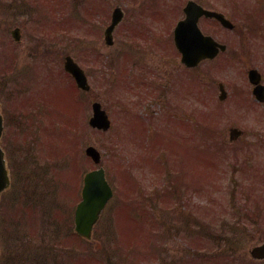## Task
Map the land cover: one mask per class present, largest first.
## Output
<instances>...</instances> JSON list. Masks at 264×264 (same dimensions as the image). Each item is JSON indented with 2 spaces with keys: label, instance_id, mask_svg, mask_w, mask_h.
I'll return each instance as SVG.
<instances>
[{
  "label": "rangeland",
  "instance_id": "374dc122",
  "mask_svg": "<svg viewBox=\"0 0 264 264\" xmlns=\"http://www.w3.org/2000/svg\"><path fill=\"white\" fill-rule=\"evenodd\" d=\"M103 1H106L104 3L109 8L110 14L107 15L103 12L97 14L98 27L104 21L107 22L101 29L106 28L109 24L115 7L121 6L126 14L115 33V44L107 46L103 34H98V32H95L93 37L83 39L86 26L89 24L87 21H82L84 25L81 23L78 25L79 31H76V35H78V40L84 42H78L77 45L78 48L85 46V49L83 52L77 51V55L75 52L71 54L73 57H77L79 63V60H84L94 49H97L101 55H107L102 58L109 62V73L112 75L110 78L111 88L108 92L104 89L101 80L102 72L98 68L102 61V59L99 61L100 55L90 54L89 60L82 61L86 69H89V66H93L94 71L95 68H98L96 70L98 73H94L89 79L92 89L89 93H81L72 87V83L63 75L64 61L59 67L58 63L54 64V57L49 58L50 62L47 68L42 69L47 73V76L43 78L31 77L30 73L25 78L21 74L10 77L6 68V59L4 60L0 55V73H3L4 76L2 80L4 83H1L4 85H0V87L1 89L6 87L7 93L10 91L9 99L13 98L11 102L5 101L6 106L12 105L16 111L20 110V113L24 114L23 116L30 117L26 118L25 122L31 118L43 120L41 110L39 114L34 112L39 110L35 107L39 104L37 99L49 103L50 111L53 112V117L48 123L53 132L46 129L47 127H43L41 121L39 126L42 128L38 131L45 128V136L39 137L40 134H36V130L30 131L28 135L29 141L37 135L36 157L35 160L32 159L34 160L32 165L35 167L34 171L47 170L42 175V185L36 188L32 187L36 182L33 172H30L29 176L25 175V170H21L24 172L23 175L18 172L17 168L24 169V164L16 167L13 158L8 155L7 138L3 143L9 170L11 168L14 173V190L11 189L7 194L11 196L17 194V196H10L13 200L8 202L6 200V207L4 204L0 207L1 214L5 216L0 221L1 256L6 260L17 257L20 259L18 263L22 264L21 261L27 257H37L42 251L41 248L47 245V257L56 255L60 258L73 259L75 264H150L148 260L150 255L148 254L151 253L152 246L148 241L152 240L153 234H156L154 246L157 247V256L154 255V264H159L157 263L159 257H168L167 251L173 256L172 259L181 257L183 250H186L187 247L192 258V249L194 248H191L189 244H184L181 238L172 239L171 231L174 229L167 226L166 223L174 217L171 212L176 204H171L172 201H169L170 198L167 195L171 183L166 180L163 173L166 169L158 161L153 164L152 157L160 147L167 146L161 150L162 160L166 163L168 161L173 171L178 169L183 171L181 180L186 186V196L190 199L186 208L190 211V214L186 213L188 230L192 232L195 230L194 222L196 221H194L193 211H200L204 215L199 219L204 227L213 225L212 220L206 219L205 215L213 213L215 207H218L216 212L220 216H225L230 222L236 223L234 229L238 232L236 238L231 242L227 240L217 242L220 245L218 251L222 257L214 258L207 264H225L228 258H231L229 260L231 264H264V262L253 260L250 256V250L264 241V107L248 100L247 91H251V87L247 80L246 69H243L245 66H257L264 75V0H197L206 7L224 12L229 18H232L236 13L237 16H246L244 12L248 13V11L253 14V10L262 8V11L253 14L255 19L252 22H248L246 17H243L242 19L248 23L242 22L238 26L236 34L229 33L212 21H201L200 23L205 33L213 34L221 42L230 43L232 49L233 45L241 44L251 55L245 53L244 56H241V64L236 63L234 67L221 71L214 66L215 64L208 68L204 65L201 71H198L200 85L197 87L199 91L202 89L203 93H199L197 90L196 93L190 95L188 105L186 104L189 119L184 121L185 126L182 127L178 125L179 123L174 122L171 126L173 130H171L156 122L155 127L161 131L154 132L150 137L143 125H136L137 120L144 121L139 118L131 105L135 97L133 85H128V88L132 89L131 91L118 83V80L115 83L112 82L117 75L118 68H115L111 63L113 61L116 64V60L121 57L118 54L123 52L121 48H123L125 39L129 41L133 38L131 31L127 33L126 28L127 22L134 21L135 30L143 32L148 30L150 33L147 38L150 39L151 46H154L152 47L154 54L151 57L153 72L164 68L170 69L174 65L170 61L177 60L178 62L179 57L176 55L174 47H171L169 33L173 23L175 26L176 22L183 17L182 8L188 0ZM155 4L159 9L152 7ZM166 12L170 13L169 15L173 19L159 22L157 19H164L162 17L164 15H160L166 14ZM91 22H93L92 19ZM233 22L235 23V21ZM24 27H26L25 34H28V26ZM46 29L49 27H43L41 37L44 35L48 39L49 32ZM124 30H126L125 33ZM143 32L142 37L140 34L135 35L145 40ZM248 34H250L249 38H247ZM32 37L30 34L29 39L31 40ZM55 42L56 38H53L52 42L48 41V45L53 43L55 47ZM248 44L256 49L257 54L252 53L251 47L248 51ZM66 46L67 49H70L68 45ZM237 48L239 47L237 46ZM57 50L63 52L62 47ZM131 53L139 55L142 51L138 49L135 51V48L132 47ZM253 54L257 56H253ZM29 62H32L30 58ZM120 62H122V57ZM173 69L176 70L175 67ZM194 75L197 76V72L190 73V87L197 81ZM10 78H14L16 81ZM29 78V84L25 85ZM216 78L226 85L229 92V98L226 101L218 100L219 91L215 84ZM32 81L36 84L31 85ZM20 84L26 88H20L18 86ZM12 88H14L13 92ZM24 89L28 92L25 99L15 94H19ZM128 90L129 93L126 92ZM124 91L126 95H124ZM124 96L129 98L125 101L129 105L125 106L124 103H119ZM94 101H100L108 110L113 122V130L103 133L92 130L87 124L86 120L92 114L91 105ZM138 108H141L139 112L143 114V101L138 103ZM128 112L130 113L129 117L126 115ZM128 118L135 120L129 121ZM35 119H31V121L37 125ZM145 123L148 128H151L150 122ZM235 127L243 130L244 135L236 142H231L229 132L231 128ZM194 129L197 131L199 129L200 134L191 135V130ZM155 135L159 136H156L157 140L153 142L152 139ZM172 135H175V139L171 137ZM48 138L51 140H47L46 143ZM180 139H183V142ZM54 140L55 142L50 144ZM55 143H57L56 147L53 146ZM90 145L97 147L102 154L101 165L106 169L107 177L115 188V198L107 207L106 213L103 214L100 221L99 227L103 231L95 234V240L92 243L74 238V240H78V244H75L72 240L75 235L72 236L69 233L70 229H73V222L64 216L63 211L75 209L76 204L81 200L84 174L95 168L93 162L85 157V149ZM178 151L183 153V157L178 155ZM11 164L13 168H16L15 172ZM44 180L48 182L49 186L43 185ZM175 180L173 179V181ZM229 191L232 196H229ZM182 192L185 190L182 189ZM211 196L213 198L220 196V204L217 205V202L212 199L208 200ZM9 202L10 208H7ZM18 202L20 203L16 206ZM14 206L16 207L14 208ZM181 211H183L182 207ZM181 211L179 209V213ZM173 212L177 213V211ZM14 219L19 220L22 225V231L19 233L12 230V225L15 224ZM155 220L156 227L153 226ZM7 227L11 231L6 232ZM9 233L13 242L7 236ZM192 239H194L193 236ZM53 243H58V246ZM29 245L31 246L24 255ZM140 246L143 247L148 258L144 259V255L140 254L141 257L135 258L134 262L133 258L128 261L135 255L133 250L141 248ZM209 246L210 244L207 248L204 247L200 250L206 251L207 249V253L211 252L213 248H208ZM70 248H75L74 254L71 253ZM229 249L234 256H231ZM15 261L10 260V264H16ZM190 262L193 260L190 259Z\"/></svg>",
  "mask_w": 264,
  "mask_h": 264
},
{
  "label": "flooded vegetation",
  "instance_id": "af4514ba",
  "mask_svg": "<svg viewBox=\"0 0 264 264\" xmlns=\"http://www.w3.org/2000/svg\"><path fill=\"white\" fill-rule=\"evenodd\" d=\"M76 7L77 0H0V52L7 56L8 67L12 68L14 66L17 52L22 59L23 65L28 63L31 55H45L46 57L56 54L60 55L61 51L57 50V45L58 49L68 45L70 47L69 51L74 52L77 43V40L73 38V34H76L75 31L77 30V24L73 22L75 21ZM51 23H53V26H48L49 29H46V31L49 32L48 35L52 39L56 37L55 47L53 43L48 45L44 35L41 37L43 27L45 28L47 24ZM24 26H28V34H25L24 30L26 27ZM18 28L21 31V39L15 42L13 40V31ZM125 32L126 30H124ZM30 34L33 36L31 40L29 39ZM64 53L67 54V50ZM43 60L39 61L42 62ZM54 63H60V56L57 55ZM150 67L144 66L138 70L137 78L140 81L143 79L148 81V94L151 96L153 103L160 105L169 103L171 101L170 91H173L175 81L181 86L182 90L188 84V71H182V75L178 79L173 74L175 71L172 66L168 70L164 68L157 72L150 70ZM149 70L150 76L145 78V72ZM162 72H165V74H162ZM144 97L147 98L146 95ZM11 115L13 114L11 113ZM41 249L42 251L37 257L24 259L25 264H75L73 259L60 258L56 257V255L55 257H47L48 251L46 248L43 246Z\"/></svg>",
  "mask_w": 264,
  "mask_h": 264
},
{
  "label": "water",
  "instance_id": "95a60500",
  "mask_svg": "<svg viewBox=\"0 0 264 264\" xmlns=\"http://www.w3.org/2000/svg\"><path fill=\"white\" fill-rule=\"evenodd\" d=\"M185 12L187 17L176 28L175 42L183 55V62L189 67H194L203 59L214 58L220 49H226V46L219 44L211 36L203 35L198 27L199 18L205 15L220 20L227 28H233V25L222 14L204 10L194 2L188 4ZM119 20L120 10L118 9L114 14L113 26ZM111 30L112 27L110 28ZM65 68L74 75L79 87L86 90L89 89L84 72L71 58L67 59ZM249 78L253 84L260 83L261 77L255 71H251ZM254 92L260 101H264V88L262 86L259 85ZM224 97L223 95L221 96L222 99ZM90 124L105 131L109 129L111 123L100 104H94V117L91 119ZM2 131L3 118L0 113V138ZM237 133L236 130H233L232 138L239 134ZM87 154L93 158L96 164L100 163L101 155L94 147H89ZM9 184L10 179L5 165L4 152L0 146V195ZM112 196L113 190L106 179L104 168H99L86 174L82 190V201L78 204L75 214L76 230L80 235L86 238L91 237L94 224ZM252 255L258 259H264V244L256 247L252 251Z\"/></svg>",
  "mask_w": 264,
  "mask_h": 264
},
{
  "label": "trees",
  "instance_id": "16d2710c",
  "mask_svg": "<svg viewBox=\"0 0 264 264\" xmlns=\"http://www.w3.org/2000/svg\"><path fill=\"white\" fill-rule=\"evenodd\" d=\"M28 121V120H27ZM27 121L25 122V120L23 119V120H21V121H19L18 122V125H22V124H24L25 123V125H27ZM32 159H31V157H30V155H28V154H26L25 152H24V154H22V152L19 150V151H17V155H16V157L14 158V162H15V164H16V167H18L20 164H24V169H19V168H17L18 169V172L21 174L22 173V175L24 174V172L23 171H21V170H25V175H27V176H29L30 175V172H33L34 174H35V176H34V178H35V180H36V182H35V184H31L32 185V187L34 188H36V187H38V186H40V185H42V176H40L39 175V173H38V171H34V168L32 167V166H30L29 165V161H31ZM33 165V164H32ZM42 172L45 174V172H46V170H42ZM43 185H47V186H49V184H48V182L47 181H45L44 180V184ZM19 203L20 202H18L17 204H16V206L17 205H19ZM16 206H14V208L16 207ZM212 219V218H211ZM210 219V220H211ZM13 222L15 223V225L19 228V230L20 231H22V229H21V227H22V225H21V223L19 222V220H13ZM214 225H217V223L216 222H214V224H213V227H209V229L207 228V230L206 231H203V232H201V233H199L200 234V236L201 237H203V239H210L209 241L212 243V245L210 246V248H213L212 249V251L210 252V255L207 253V249H206V251H205V253H204V255H201V257L202 258H208V259H210V258H214L215 256H219L220 254L219 253H217V251H218V248L220 247V245H219V243H217V242H222V240L223 241H228V242H231L234 238H236V235H238V232H236V231H234V232H228V227L230 226V225H228V227L227 228H221L220 230H219V228H217V227H215ZM214 243H213V242ZM236 243V242H235ZM222 246V245H221ZM230 250V252H231V249H229ZM213 253V254H212ZM233 254H232V252H231V256H232ZM204 256H206V257H204ZM208 256V257H207ZM221 256H222V254H221ZM230 259L228 258L227 259V262L225 263V264H231L230 263V261H229ZM229 261V262H228ZM208 262H210V260H207L206 261V264L208 263Z\"/></svg>",
  "mask_w": 264,
  "mask_h": 264
}]
</instances>
